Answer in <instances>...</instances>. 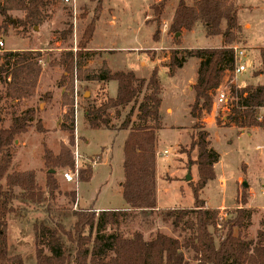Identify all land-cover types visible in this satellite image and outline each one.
<instances>
[{
    "label": "trees",
    "instance_id": "1",
    "mask_svg": "<svg viewBox=\"0 0 264 264\" xmlns=\"http://www.w3.org/2000/svg\"><path fill=\"white\" fill-rule=\"evenodd\" d=\"M55 1L0 0V30L5 32L6 26L11 23V12H20L23 17L16 23L21 27L22 34L26 33L29 28L42 23L43 11ZM91 1L96 2V8L100 6L101 0ZM166 2L160 0L157 6H152L157 22ZM96 20L90 22L83 32L80 43L83 49L92 40ZM199 23L204 25L206 37H221L222 45L208 49L171 50L167 65L168 76L173 77L187 59L199 60L196 82L192 87L194 99L189 112L196 120L203 112L209 113L214 91L223 81L225 73L234 70L231 45L237 41L240 31L237 7L232 0H194L192 5L178 0L168 31L171 34L190 32ZM158 26L153 34L154 41H158ZM68 34V30L61 33L63 39ZM37 56L32 51H0V105L11 102L14 106L35 95L41 74ZM81 56L82 52L78 53V57ZM259 56L260 73L264 74V48ZM60 63L69 75L73 65L72 55L62 54ZM80 79L102 85L111 81L117 83L115 98L106 97L98 103H88L84 108V118L91 130L128 131L122 146L123 180L120 184L121 196L128 208L98 213L93 209L74 211L71 213L75 219L73 226L66 229L63 223L66 215L57 212L53 203L59 190L55 171L74 166L71 155L74 145L72 102L62 103L67 110L59 124V130L66 134L67 144L60 145L57 155L43 144L46 168L43 190L36 183L34 171L9 173L16 139L31 127L40 134L46 133L37 109L28 108L17 113L12 108L8 126H4L0 114V264H24L20 255H9L6 219L33 212L37 207L43 208L45 216L33 228L35 264H264V217L255 241L245 240L234 231H241L250 223L252 210L246 207V200L241 201L243 207L235 210V216L225 223L226 232L217 244L209 231V228L217 226L218 212L204 208L200 194L215 179L214 166L219 155L210 147L209 134L204 129L198 130L190 142V148L197 153L194 165L198 179L194 184L188 183L192 186L193 207L164 213L172 226L175 229L181 226L183 231H187V236L180 241L157 232L145 240L141 232H134L128 238L118 230L112 234L104 233L108 227L117 229L121 221L132 215H152L159 211L156 201V150L158 132L162 128L159 113L161 85L156 68L145 80L137 78L132 72L112 73L105 64L96 72H86ZM229 98L231 102L227 104V110L218 112L215 123L236 126L240 130L264 129V83L243 89L230 85ZM126 108L127 113L115 126L114 120H119L121 111ZM91 177L92 171L87 168L80 172L78 183H87ZM70 195L73 203L74 194ZM184 252L191 254L188 261Z\"/></svg>",
    "mask_w": 264,
    "mask_h": 264
},
{
    "label": "rangeland",
    "instance_id": "2",
    "mask_svg": "<svg viewBox=\"0 0 264 264\" xmlns=\"http://www.w3.org/2000/svg\"><path fill=\"white\" fill-rule=\"evenodd\" d=\"M232 1L237 7L240 31L237 34V41L231 46L242 49L246 55L243 61L246 72L238 76L235 87L243 89L264 83V74L260 73L262 66L259 56L263 48L249 49L246 47V43L264 47V0ZM159 2L160 0H101L100 6L96 8V2L91 0H75L74 3L56 0L52 6L43 11L42 23L29 28L26 33L22 34L21 27L16 23V20L23 17L20 12H11V23L6 26L5 32L0 30V40L4 43V48L0 51H32L38 54L37 58L41 66L38 94L14 106L11 102L1 103L0 114L4 126L10 123L12 108L17 113L33 108L37 109L38 118L46 130L45 134H40L34 127H31L16 139L12 149L13 162L9 173L34 171L36 183L43 190L46 179L43 144L54 155L59 153L61 144H67L66 134L59 130L60 111L65 110L66 112L67 110L62 103L69 100L72 102L74 145L71 155L73 163L74 153L78 152V176L81 171L90 168L92 177L87 183L72 184L66 183L62 178L63 172L69 168L55 171L59 190L53 207L57 212L66 215L63 221L66 229H70L75 220L71 214L74 212L75 201L71 202L70 194H74V200L78 194L77 210L93 209L98 213L96 209L106 211L120 209L124 205L119 183L123 177L121 144L125 134L108 130L83 129V109L88 103L95 101L98 103L97 100L103 98L104 96L101 95L106 93L105 84L80 79V76L86 72H96L102 67L98 68L99 59L86 64L84 54L87 53L85 51L88 48H91V42L86 45L85 49L80 46L83 32L90 22L97 19L94 22L95 28L101 18L103 24L108 23L105 30L97 29L94 32L93 45L99 43L107 47L111 46L114 50L123 52L124 55L129 54L127 51L141 48L144 50L140 53L147 55L153 53V56L158 55L163 59V57L170 56L171 50L178 46L187 49H208L222 45L221 37L205 36V27L202 23L196 25L190 32L169 33V25L178 0H167L157 22L152 6H157ZM185 2L192 5L194 0H185ZM148 15L147 23L149 24H145V17ZM109 21H112L111 25ZM150 24L155 30L159 25V30L163 32L160 42L153 40V28ZM245 24L250 25L249 30L244 27ZM221 28L224 29V25ZM65 30H68L69 34L63 39L61 33ZM160 44H165L166 49L155 52L148 50ZM80 52H82L81 58L78 57ZM68 53L72 55L73 62L69 75L64 72V67L60 63L61 55ZM167 62L168 60L165 61ZM122 63L123 66L116 67V70L135 69L139 71L140 69V63L135 60L131 63L116 61V65ZM103 64L107 66L106 62ZM196 71L194 72V60H191L174 77H169L165 69H158L162 86V111L165 126V129L158 132V149L156 150L158 166L156 201L161 209L152 215H132L121 221L117 229L108 227L104 231L105 234H112L118 230L122 236L128 238L134 232H141L145 240H149L160 232L180 241L187 236V231H183L181 226L175 229L171 220L165 218L164 213L193 207L192 186L188 183L194 184L198 179L197 167L194 165L197 153L196 150L190 148V142L198 130L204 129L209 134L210 147L219 155V160L214 166L215 179L209 182L200 194L204 208L218 212L217 226L209 228V231L217 244L226 232L225 223L235 216V210L243 207L241 201L246 200V207L252 210L250 223L245 229L241 231L234 229V231L245 240H256L257 232L261 229L260 221L264 217V200L259 195L261 188H264V129L240 130L236 126H223L219 123L206 127L204 112L198 120L192 118L188 113V108L190 112L192 104V102L189 104L192 93L188 87L192 89L193 82L189 85L188 83L193 79L194 74L196 75ZM146 72L143 70L141 74H146ZM115 84V82H110L108 85V92L109 94L114 93L113 96L116 92H113ZM75 104H77V116L75 115ZM212 105L215 116L221 105L215 102ZM167 108L171 109V114L165 113ZM120 121L114 120L115 126H118ZM208 121L211 122L210 119ZM81 136L85 137L86 142ZM111 146L113 147L112 156L108 157V147ZM165 150L168 152L166 156L162 154ZM93 161L97 162V166L91 165ZM189 167L191 181L186 182L185 176ZM244 183L247 188H243ZM42 209L37 207L33 212L28 211L6 219L9 255H20L24 264H35L33 228L34 224L45 216ZM220 217L223 219L220 220ZM45 251L47 253V250ZM184 255L187 261L191 257L189 252H184Z\"/></svg>",
    "mask_w": 264,
    "mask_h": 264
},
{
    "label": "crops",
    "instance_id": "3",
    "mask_svg": "<svg viewBox=\"0 0 264 264\" xmlns=\"http://www.w3.org/2000/svg\"><path fill=\"white\" fill-rule=\"evenodd\" d=\"M156 3V2H155ZM154 3V4H155ZM112 18H114V17H112ZM149 18V15L147 16V17H145V24H149V23H147V19ZM110 22V25H111V23H112V21H109ZM107 24L108 23H104L103 24V21H102V18L100 19V21L98 22V24H97V26H96V28H95V31L94 32H96V30L97 29H100V30H105L106 29V26H107ZM151 25V24H150ZM152 26V28H153V34H154V32H155V29H154V27H153V25H151ZM245 28H248L247 30H249L250 29V25L249 24H245V26H244ZM188 32V31H187ZM162 35H163V32L161 33V31H160V33H159V37H158V41L160 42L161 41V39H162ZM93 36H94V34H93ZM93 38L94 37H92V41H91V48H88L85 52H87L86 54H85V58H86V64L88 63H92L93 61H95V59H99V64H98V68H100V66H102V63L103 62H106V64H107V66H108V68H109V70L112 72V73H114V72H132V73H134V75L137 77V78H139V79H145V80H148L149 79V77H150V75H151V72H152V70L154 69V68H156L157 69V72H158V69L160 68V69H165L166 70V73H167V75H168V68H167V65H168V63H169V60H170V56H168V57H163V59L161 58V57H159L158 55H154L153 56V53H151L150 55H147L146 53H140V52H142L143 50L141 49V48H138V49H135V50H133V51H127V53H129V54H126V55H124V54H122L119 50H114L113 48H111V46L110 47H107V46H104V45H100L99 43L97 44V45H93ZM158 41H155V42H158ZM165 45V44H164ZM164 45H161L160 44V46H156V47H154V48H150V49H148L149 51H152V52H155V51H157V50H163V49H166V47H164ZM246 47L247 48H249V49H258V48H264V47H261L260 45H251V44H247L246 43ZM174 49H178V50H191V49H187V48H184L183 46H178L177 48H174ZM173 50V49H172ZM9 51H12V50H9ZM112 52V53H111ZM111 53V54H110ZM142 54V55H141ZM130 55V56H129ZM117 60H120V62L121 61H128L129 63H131V62H133L134 60L135 61H137V62H139L140 64V69H138L139 71H137V70H132V69H126V70H120V71H118V70H116V67H119V66H123V63L122 64H120V65H116V61ZM166 60H168V62L167 63H165V61ZM191 60H194V72L197 70V67H198V63H199V60H197V59H195V58H190V59H187L186 60V62L184 63V65L182 66V68H180V69H178L176 72H175V74H174V76L175 75H177L180 71H182L187 65H188V63H190V61ZM147 62H148V64H147ZM148 65V66H147ZM143 70H146L147 72H146V74H141V72L143 71ZM173 76V77H174ZM195 77H196V75L194 74V76H193V79H191V81H189V83H188V85L191 83V82H193V84H192V86L195 84ZM158 78H159V76H158ZM159 81H160V79H159ZM111 82H113V81H111ZM96 84L98 83V82H95ZM109 83L110 82H108V83H106L105 84V87H106V90H105V94L103 93V95H101V96H104L103 98H101V99H98L97 101L98 102H100L101 100H103L104 98H111V99H113V98H115V96H116V92L115 91H117V83L115 84L116 86L114 87V91L113 92H115V96H113V94L114 93H112V94H109V92H108V85H109ZM38 84L39 83H37V86H36V89H35V95L36 94H38V91H39V89H38ZM99 84V83H98ZM160 85H161V82H160ZM116 89V90H115ZM188 90L189 91H191V93H192V99H191V101L189 102V104H191V102H193V99H194V93H193V90L191 89V87H188ZM161 94H162V86H161ZM160 98H161V105H160V108H159V113H160V116H161V119H162V128L161 129H165V126H164V122H163V119H164V114H163V111H162V96L160 95ZM87 102V101H86ZM189 106V105H188ZM127 110H128V108H126L124 111H121V117H120V119L119 120H121L124 116H125V114L127 113ZM171 109L170 108H167L166 110H165V113L166 114H171ZM60 113H61V115H60V122H61V119H62V116H63V114L65 113V110H61L60 111ZM188 113H189V108H188ZM84 109H83V129L85 130V129H89V127H88V125H87V122H86V120H85V118H84ZM112 116H113V113L111 114ZM135 119V116H133V118H132V120H134ZM89 130H91V129H89ZM108 131H110V130H108ZM111 132H114V133H119V132H123L124 134H125V137H124V140H125V138L127 137V134H128V131H111ZM81 137H83V136H81ZM84 139H85V137H83ZM84 142H86V139H85V141ZM123 143H124V141L122 142V144H121V152H122V146H123ZM157 149H158V145H157ZM108 151H109V153H108V157H110V156H112L111 154H112V151H113V147L111 146V147H108ZM122 163H123V152H122ZM122 163H121V167H122ZM163 167V169H165V165H163L162 166ZM157 169H158V166H157V161H156V171H157ZM123 172V171H122ZM122 180H123V177H122V179L120 180V183H119V185L121 184V182H122ZM128 208V206L124 203V205L120 208V209H112V210H125V209H127ZM157 209H161V208H159L158 207V204H157ZM97 211H102V210H98V209H96ZM106 211H108V210H106Z\"/></svg>",
    "mask_w": 264,
    "mask_h": 264
},
{
    "label": "built area",
    "instance_id": "4",
    "mask_svg": "<svg viewBox=\"0 0 264 264\" xmlns=\"http://www.w3.org/2000/svg\"><path fill=\"white\" fill-rule=\"evenodd\" d=\"M64 1L66 3L75 2V0H64ZM3 48H4V43L0 40V50ZM232 49H233V54H234L233 55L234 56V70L232 72L225 73L223 81L214 91V96H213V102H215L218 105H221L220 110H218V112H222V113H224L227 110V104L231 102L229 98V86L235 85L238 76L246 72V66L243 63L244 59L246 58L245 52L242 49H239L237 47H232ZM218 112L214 116V110H213V105H212L209 113H204L205 114L204 122H205L206 127L215 123ZM75 115L77 116V104H75ZM208 119H210L211 122H209ZM76 150H77V147H76ZM162 154L166 156L168 152L165 150L162 152ZM78 162H79V154L78 152H75L74 153V169L66 170L62 174V178L66 183L78 184V173H79ZM91 165L95 167L97 166V162L93 161ZM259 195L264 200V188H261V190L259 191ZM76 196L77 197L75 199V203L73 204L74 211H77L78 209V194H76ZM222 219L223 218L220 217V220Z\"/></svg>",
    "mask_w": 264,
    "mask_h": 264
},
{
    "label": "water",
    "instance_id": "5",
    "mask_svg": "<svg viewBox=\"0 0 264 264\" xmlns=\"http://www.w3.org/2000/svg\"><path fill=\"white\" fill-rule=\"evenodd\" d=\"M50 173H54V171H50ZM185 181L186 182L191 181L190 167H189V171H188L187 175L185 176ZM243 188H247V185L245 183L243 184Z\"/></svg>",
    "mask_w": 264,
    "mask_h": 264
}]
</instances>
